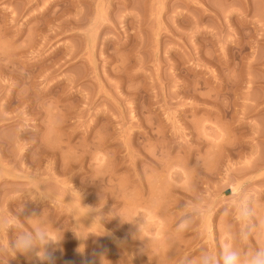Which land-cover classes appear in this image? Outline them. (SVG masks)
Instances as JSON below:
<instances>
[{"label": "rangeland", "instance_id": "1", "mask_svg": "<svg viewBox=\"0 0 264 264\" xmlns=\"http://www.w3.org/2000/svg\"><path fill=\"white\" fill-rule=\"evenodd\" d=\"M0 219L54 240L0 264L264 245V0H0Z\"/></svg>", "mask_w": 264, "mask_h": 264}, {"label": "clouds", "instance_id": "2", "mask_svg": "<svg viewBox=\"0 0 264 264\" xmlns=\"http://www.w3.org/2000/svg\"><path fill=\"white\" fill-rule=\"evenodd\" d=\"M231 195L235 192L231 191ZM241 221L246 223L252 215V210L247 204H241L238 208ZM193 213H185L177 223V231L184 233L189 230ZM18 221V218H16ZM15 230V238L7 244V248L0 246V254L14 256L17 252L34 253L41 260H51L46 252L45 246L52 240L44 230L43 226L16 228L9 225L6 220L0 219V232ZM249 235L247 228L244 236ZM183 264H264V245L255 248L251 253H241L236 248L224 247L219 251L201 252L195 260L185 259Z\"/></svg>", "mask_w": 264, "mask_h": 264}]
</instances>
